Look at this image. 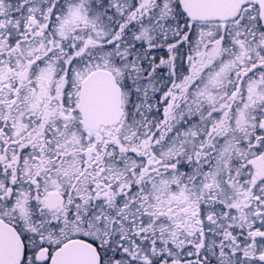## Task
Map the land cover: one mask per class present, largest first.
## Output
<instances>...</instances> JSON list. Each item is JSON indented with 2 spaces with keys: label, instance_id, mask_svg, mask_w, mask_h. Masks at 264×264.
I'll return each instance as SVG.
<instances>
[{
  "label": "snow or ice",
  "instance_id": "obj_1",
  "mask_svg": "<svg viewBox=\"0 0 264 264\" xmlns=\"http://www.w3.org/2000/svg\"><path fill=\"white\" fill-rule=\"evenodd\" d=\"M0 264H264V0H0Z\"/></svg>",
  "mask_w": 264,
  "mask_h": 264
}]
</instances>
